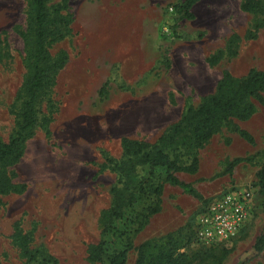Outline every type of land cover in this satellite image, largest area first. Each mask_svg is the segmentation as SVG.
<instances>
[{"label":"rangeland","instance_id":"rangeland-1","mask_svg":"<svg viewBox=\"0 0 264 264\" xmlns=\"http://www.w3.org/2000/svg\"><path fill=\"white\" fill-rule=\"evenodd\" d=\"M183 1L70 0L69 35L52 47L53 53L66 51L69 60L43 99L50 97L52 104H41L52 110L51 133L34 130L14 167L16 180L27 188L2 197L0 264H26L13 237L17 222L31 234L30 247L46 248L57 264H107L129 237L136 212L152 203L142 200L114 220L104 237L103 261L88 260V246L102 238L100 221L118 184V172L106 158L122 159V138L155 142L188 105L215 91L224 71L243 76L253 67L264 69V27L255 37L248 35L260 16L242 10V0H198L192 19L177 13L175 5ZM30 26L27 0H0V135L5 141L14 130L12 110L19 107L17 95L28 73L23 33H32ZM218 51L224 56L212 66L207 58ZM257 107L249 120L237 121L254 143L224 128L199 150L196 172L176 173L205 198L236 185L253 192L246 225L231 241L212 247L202 264H264V250L254 249L264 231V200L255 184L264 154V106ZM237 157L252 161L229 170ZM161 199V211L134 240L127 264L135 263L141 240L164 235L166 226H184L202 205L170 183ZM200 246L194 241L186 250L200 253Z\"/></svg>","mask_w":264,"mask_h":264},{"label":"trees","instance_id":"trees-1","mask_svg":"<svg viewBox=\"0 0 264 264\" xmlns=\"http://www.w3.org/2000/svg\"><path fill=\"white\" fill-rule=\"evenodd\" d=\"M27 1L32 22L29 29L32 33H23L28 43V73L17 95L19 107L12 110L14 130L7 141L0 135V204L4 195L23 193L27 188L26 184L16 180L14 167L20 162L25 143L33 136L36 128L40 127L50 135L53 116L48 106L52 101L50 97L43 99L50 95V89L56 85V75L69 60L66 51L53 53L52 47L69 35L73 21L70 0L57 3H52V0ZM197 1L184 0L176 4L175 9L181 18L192 19L194 16L191 9ZM241 8L260 16L248 31V35L255 37L256 32L264 27V0H242ZM223 56L224 53L218 51L208 56L207 61L213 66ZM102 90L107 93V89ZM44 101L48 106L43 108L41 104ZM257 103L264 106V69L253 67L243 76H236L226 70L215 91L205 95L198 105H188L181 117L168 126L155 142L123 137L122 159L106 158V162L118 172V184L111 188V206L103 211L100 221L102 238L98 243L88 246V260L92 263L103 261L106 252L104 237L108 230L113 229L114 220H122L128 208L148 199L152 203L138 210L134 222L130 221L129 237L108 256L107 264H127L134 240L149 224L151 217L161 211L164 185L170 183L196 197L202 205L184 226L160 237L148 239L137 246L134 264H202L212 247L218 245H201L200 253L193 254L186 249L196 241L195 217H198L211 197H203L192 183L180 180L176 173L196 172L199 168V150L224 128L237 132L250 143H254V136L241 128L237 121L249 120L257 111ZM241 161L251 162L252 159L237 157L229 162V170ZM256 178L255 184L264 200V154ZM13 237L27 258L26 264L58 263V259L46 248L30 247L32 236L24 232L19 222L15 225ZM254 249L258 253L264 250V231L256 238Z\"/></svg>","mask_w":264,"mask_h":264},{"label":"built area","instance_id":"built-area-1","mask_svg":"<svg viewBox=\"0 0 264 264\" xmlns=\"http://www.w3.org/2000/svg\"><path fill=\"white\" fill-rule=\"evenodd\" d=\"M252 193L249 188L236 185L212 196L197 217V243L211 247L234 239L251 216Z\"/></svg>","mask_w":264,"mask_h":264},{"label":"crops","instance_id":"crops-1","mask_svg":"<svg viewBox=\"0 0 264 264\" xmlns=\"http://www.w3.org/2000/svg\"><path fill=\"white\" fill-rule=\"evenodd\" d=\"M149 226V225H148ZM147 226V227H148ZM166 227H169V228H166V230H165V234L167 233V232H169V231H172V230H176V229H178L179 227H177V228H174L173 226H166ZM165 228V227H164ZM164 228H162V229H159L158 230V232L160 233V231L162 230V231H164ZM145 230V229H144ZM162 234H164V233H162ZM156 236V235H155ZM155 236H153V237H155ZM137 238H139V235L137 236ZM136 238V239H137ZM144 240H141L140 242H143Z\"/></svg>","mask_w":264,"mask_h":264}]
</instances>
